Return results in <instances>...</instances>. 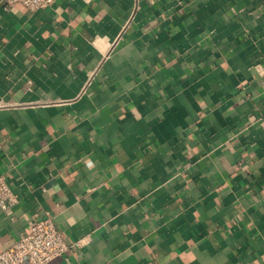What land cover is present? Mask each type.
<instances>
[{
    "label": "crops",
    "instance_id": "obj_1",
    "mask_svg": "<svg viewBox=\"0 0 264 264\" xmlns=\"http://www.w3.org/2000/svg\"><path fill=\"white\" fill-rule=\"evenodd\" d=\"M0 252L264 264V0H0Z\"/></svg>",
    "mask_w": 264,
    "mask_h": 264
},
{
    "label": "built area",
    "instance_id": "obj_2",
    "mask_svg": "<svg viewBox=\"0 0 264 264\" xmlns=\"http://www.w3.org/2000/svg\"><path fill=\"white\" fill-rule=\"evenodd\" d=\"M6 3H19L35 12L50 7L53 0H6ZM17 202V196L10 184L0 176V208L9 210ZM68 249L65 234L47 217L35 222L28 234L20 236L11 246L0 252V264H50Z\"/></svg>",
    "mask_w": 264,
    "mask_h": 264
}]
</instances>
